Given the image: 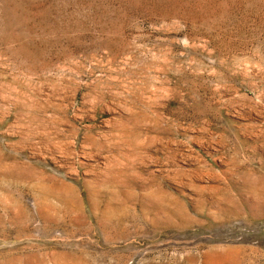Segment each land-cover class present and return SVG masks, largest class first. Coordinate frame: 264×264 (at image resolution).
Masks as SVG:
<instances>
[{
  "label": "rangeland",
  "instance_id": "374dc122",
  "mask_svg": "<svg viewBox=\"0 0 264 264\" xmlns=\"http://www.w3.org/2000/svg\"><path fill=\"white\" fill-rule=\"evenodd\" d=\"M0 264H264V0H0Z\"/></svg>",
  "mask_w": 264,
  "mask_h": 264
}]
</instances>
